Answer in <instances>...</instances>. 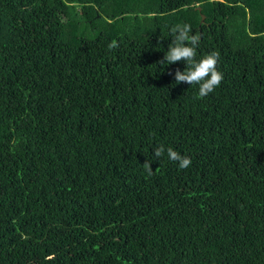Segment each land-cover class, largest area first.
Listing matches in <instances>:
<instances>
[{
	"label": "trees",
	"instance_id": "trees-1",
	"mask_svg": "<svg viewBox=\"0 0 264 264\" xmlns=\"http://www.w3.org/2000/svg\"><path fill=\"white\" fill-rule=\"evenodd\" d=\"M0 264H264V0H0Z\"/></svg>",
	"mask_w": 264,
	"mask_h": 264
},
{
	"label": "clouds",
	"instance_id": "clouds-1",
	"mask_svg": "<svg viewBox=\"0 0 264 264\" xmlns=\"http://www.w3.org/2000/svg\"><path fill=\"white\" fill-rule=\"evenodd\" d=\"M192 26L190 24H176L170 28L172 43L169 45L164 58L159 62L161 65H172L180 61L186 63V69L180 71L177 69L174 74L175 84L187 83L190 85H198L199 91L196 98L202 99L217 88L222 80L223 74L218 71L217 64L219 53L212 52L208 55L197 59V48L199 46L201 35L199 33L191 34ZM119 47L116 40L108 44L109 51ZM171 75V73H169ZM151 139V138H150ZM167 152V158L172 162H178L181 170L190 167L192 161L190 157L181 155L172 147L160 144L155 148L154 155L157 158L164 156ZM152 161L143 164L144 170L151 176L154 174L152 169Z\"/></svg>",
	"mask_w": 264,
	"mask_h": 264
},
{
	"label": "rangeland",
	"instance_id": "rangeland-1",
	"mask_svg": "<svg viewBox=\"0 0 264 264\" xmlns=\"http://www.w3.org/2000/svg\"><path fill=\"white\" fill-rule=\"evenodd\" d=\"M83 24L85 26V33L83 35H92L93 32L90 31V29L86 27V24L85 23H83Z\"/></svg>",
	"mask_w": 264,
	"mask_h": 264
},
{
	"label": "water",
	"instance_id": "water-1",
	"mask_svg": "<svg viewBox=\"0 0 264 264\" xmlns=\"http://www.w3.org/2000/svg\"><path fill=\"white\" fill-rule=\"evenodd\" d=\"M204 18H205V15H203V20H204Z\"/></svg>",
	"mask_w": 264,
	"mask_h": 264
}]
</instances>
